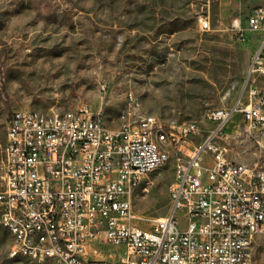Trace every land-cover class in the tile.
Here are the masks:
<instances>
[{"label":"built area","instance_id":"obj_1","mask_svg":"<svg viewBox=\"0 0 264 264\" xmlns=\"http://www.w3.org/2000/svg\"><path fill=\"white\" fill-rule=\"evenodd\" d=\"M239 41L255 38L241 97L229 108L206 113L212 124L200 132L193 121L179 124L142 115L127 95L121 122L108 127L85 108L13 110L6 124L0 188V223L18 231L11 257L32 253L51 264H251L252 243L264 234V5L254 6ZM200 29L209 22L200 17ZM234 113L258 159L230 160L216 144ZM152 130L169 131L176 150L170 206L150 226L135 223L127 192L169 159L153 147ZM122 251L120 252V250Z\"/></svg>","mask_w":264,"mask_h":264},{"label":"rangeland","instance_id":"obj_2","mask_svg":"<svg viewBox=\"0 0 264 264\" xmlns=\"http://www.w3.org/2000/svg\"><path fill=\"white\" fill-rule=\"evenodd\" d=\"M264 0H0V188L6 124L13 110L85 108L110 128L121 122L127 95L142 113L164 123H197L192 149L212 128L206 113L240 99L253 46L234 28ZM205 17L208 29L199 28ZM250 41H255L250 37ZM258 85L264 79L256 77ZM240 115L216 144L230 160L254 162ZM150 174L148 191L134 188L135 223L150 226L170 206L176 150ZM145 179V178H143ZM10 236L0 225V264H51L8 254ZM122 249L120 250V252ZM251 264H264V234L252 243Z\"/></svg>","mask_w":264,"mask_h":264},{"label":"bare ground","instance_id":"obj_3","mask_svg":"<svg viewBox=\"0 0 264 264\" xmlns=\"http://www.w3.org/2000/svg\"><path fill=\"white\" fill-rule=\"evenodd\" d=\"M129 98L135 102L136 106H139L138 101L136 99H134L132 97V95H129ZM142 115H149V113H142ZM100 121H102L101 118H100ZM165 138H169V131H162V130H152L151 131V140H152L153 147H163L165 145ZM173 174L175 176V165H174ZM139 183H141L140 188L143 191H148L151 187V184H149V178H145V179L138 178V179H136L134 181V188ZM134 188H133V192H127V204H132V198L134 195ZM0 225L3 226L9 233V236H10L9 250H16L17 242H18V231H17V229L14 226H11L7 223H0ZM20 257H28V258L34 259V255L32 253L20 254ZM38 261H45V262L50 263V261L47 259H38Z\"/></svg>","mask_w":264,"mask_h":264},{"label":"crops","instance_id":"obj_4","mask_svg":"<svg viewBox=\"0 0 264 264\" xmlns=\"http://www.w3.org/2000/svg\"><path fill=\"white\" fill-rule=\"evenodd\" d=\"M246 42H248V41H246ZM249 43H250L251 46H253V48H254V46H255V41L253 42V41H250V39H249Z\"/></svg>","mask_w":264,"mask_h":264}]
</instances>
